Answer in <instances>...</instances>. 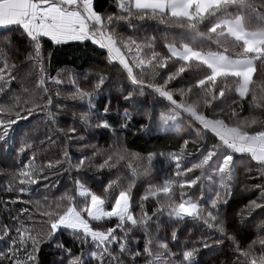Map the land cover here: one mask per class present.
I'll use <instances>...</instances> for the list:
<instances>
[{
	"label": "snow or ice",
	"instance_id": "1",
	"mask_svg": "<svg viewBox=\"0 0 264 264\" xmlns=\"http://www.w3.org/2000/svg\"><path fill=\"white\" fill-rule=\"evenodd\" d=\"M113 6L115 12L102 13L96 10L95 0H0V97H10L9 103H0V148L7 150L10 142L15 143L14 125L38 114H43L49 125H57L54 131L64 132L66 137L59 158L38 164L37 145L27 133L22 135L16 154L31 151L32 155L11 173L6 190L17 195L8 200L0 199V205L9 212L12 221L11 224L0 223L3 244L0 264H40L39 254L44 245L62 253L53 264H92V261L95 264H139L141 257L143 264H198L201 247L206 249L225 242L230 244L235 256L232 264H264V220L257 225L255 237L242 246L236 233L229 230L221 211L233 195L235 158L239 154L250 157L258 166L257 175H251V167L247 169L248 179L262 182L248 189L256 191L257 195L237 211L236 227L244 228L254 213L264 212V117H244L230 124L216 112L217 102L229 107L237 104L231 93L241 101L251 94L252 106L264 112V88L256 95L253 87L257 63L264 65V0H113ZM134 20H157L166 28L176 30L172 40L165 38L167 55L155 50V37L141 40L119 33L117 26L121 22L135 28ZM14 30L27 45L25 63L30 70L26 78L35 80L32 91L22 85L23 93L29 97L23 102L11 90L20 71L15 61L10 60L14 50L19 51L15 37L6 34ZM86 41L106 50L108 61L118 63L126 72L133 86L131 91L122 92L126 104L150 91L168 102L167 110L159 115L162 126L173 127L176 120L186 115L199 137L211 133L216 143L198 147L199 156L188 167L183 162L193 153L188 151L189 141L185 140L178 151L166 157L174 164L173 175L161 183H149L138 201L133 193L141 173L132 163L128 164L131 176L126 184L117 177L110 180L100 194L92 191L82 179L74 178L73 188L54 200L47 195L42 199H22L33 191L32 186L49 180L50 174L80 172L91 166L89 156H81L73 163L67 147L72 141H83L84 135L74 125L66 132L58 128V117L67 105L54 104L53 96L61 94L59 91L51 93L48 83L61 84L64 80L61 73L56 77L49 75L52 51L45 47L46 42L59 46ZM170 63L174 68L168 70ZM162 70L167 71L162 74ZM192 70L198 73L194 83L186 88L170 87L173 81ZM146 73H150L147 79ZM68 81L74 90L66 99L87 104V110L79 114L77 123L86 130L113 133V145L108 152L100 153L91 146L92 157L103 156L102 162L96 164L97 169L110 171L120 161L139 159L123 147L115 134L116 123L109 119L111 99L102 109H96L105 77L98 76L90 90L78 84L75 74L68 73ZM193 89L200 93L195 99L191 98ZM206 109H211L212 115L207 114ZM120 114L119 127L127 130L133 119L132 112L125 107ZM73 116L75 119V114ZM229 116L238 117V109L231 107ZM147 118L150 122L152 117ZM140 127L142 131L148 130V125ZM45 140L56 143L52 135L46 134ZM192 143L195 145L198 141ZM154 158L155 154H149V165ZM149 173L150 168H145L142 175ZM192 188L199 191L195 198V194L185 191ZM149 199L157 203L151 212L145 206ZM17 203L31 207H21L12 215L9 205ZM164 215L173 225L188 220L199 222L215 239L209 242V238H205L199 247L186 243L180 251H173L170 243H178L177 231L172 230L170 241L158 235ZM112 221L115 223H110ZM64 231L79 244L78 251L74 252L59 238ZM136 232L144 234L142 249L132 246L138 244Z\"/></svg>",
	"mask_w": 264,
	"mask_h": 264
},
{
	"label": "trees",
	"instance_id": "2",
	"mask_svg": "<svg viewBox=\"0 0 264 264\" xmlns=\"http://www.w3.org/2000/svg\"><path fill=\"white\" fill-rule=\"evenodd\" d=\"M96 10L99 12H115L116 9L113 6V0H95ZM135 28L129 27L128 24L121 22L117 28L120 34L123 36H133L136 39H145L155 37L154 46L155 50L163 55H167V50L164 44L167 40L174 38L176 30L166 28L157 20H145V21H133ZM252 26H256V22H252ZM8 36L15 37V30L13 32L6 33ZM46 49L52 51L51 63L48 66V73L51 77H56L57 73H61L64 80L61 84H55L51 81L48 83V87L51 93L57 91L60 92V97L53 96L54 104L67 105L65 110L58 117V128L64 129L65 132L70 126L77 127L80 134L84 135L83 141L75 140L67 145L73 163L78 161L81 156H89L91 159L89 163L90 167L82 169L80 172L75 171H62L59 175L50 174L49 180H41L40 184L32 186L33 191L30 194L23 195L22 199H42L44 195H47L50 199H55L73 188V179L80 178L86 185L97 194H100L104 190V186L117 177H120L121 182L126 184L131 176V170L128 168V164L132 163L139 173H141L136 188L134 189V199L139 200L140 196L144 193L149 183L158 184L166 177H171L174 172V164L167 159V155L171 152L179 150L180 146L185 140L189 141L188 151L193 155L186 159L183 163L184 166L190 167L191 164L198 158V147H204L212 143H216V139L211 133L204 134L202 137L197 135L195 128L189 122L188 117L178 119L180 127L178 130L172 129L169 131H163L160 124L159 115L167 110L168 102L156 97L150 91L144 96H137L134 102L125 103L122 98V92L132 90V85L127 78L126 72L116 62H109L107 59L106 50L100 49L99 46L92 44L90 41L86 42H69L68 44L53 46L50 42H46ZM27 45L25 44V56ZM174 68V64L170 63L169 69ZM164 71L162 70V74ZM68 73L75 74L78 84L85 88L91 89L98 76L105 77V83L101 89L100 95L96 99V109L99 111L102 109L106 101L111 99V111L109 113V119L116 123V135L119 136L120 143L123 147L132 154H136L139 159L131 160L126 159L120 161L117 167L109 170H98L96 164L102 162L103 156L98 155L92 157L94 145L100 153H105L110 150L113 145V133L109 130H93L85 129L79 123V114L87 110V104L81 101H73L66 99L68 93L74 90L72 84L68 81ZM202 75V73H199ZM150 73L145 74V78H149ZM198 73L196 70L186 72L181 78L173 81L170 87L174 88H186L194 83ZM27 77V76H26ZM255 84V94H261V88H264V65L257 63V72L253 77ZM89 81L91 83H89ZM23 87L32 91L35 87L34 78H25L24 82L17 84L14 81L11 84V90L14 95H19L21 102L29 99L27 95L23 93ZM200 93L196 89H193L191 98L195 99ZM232 99L237 100V104L231 105L236 107L239 111L238 117H230L229 113L231 107L226 104L217 102L216 112L219 113L220 118L225 119L230 124H236L240 122L244 117L258 116L264 117V112L259 108H254L251 104V94L245 100H239L234 93L230 94ZM10 97L4 95L0 97V103H9ZM231 101H229V104ZM127 107L132 112L133 119L129 124L127 130L119 127V121L121 120L120 110ZM221 108L223 111L221 112ZM207 114L212 115L211 109L205 110ZM73 114H75V119ZM148 115H151V121L148 120ZM141 125H148L147 131L141 130ZM57 125H49L46 117L43 114L30 117L28 120L20 121L17 125H14V139L15 143H11V146L5 150L0 148V199L8 200L10 197H15L16 193L7 192L6 188L9 180L11 179V173L17 170L21 164L27 162L32 155L31 151L25 152L22 155L16 154V149L20 147V140L23 134L27 133L33 138L34 143L37 145L35 149L37 156V163L43 164L49 160H56L60 157L61 151L65 146V133L54 131ZM255 130V129H252ZM46 134L52 135L56 139L55 144L48 143L45 140ZM41 141H45L43 145ZM192 141H198L197 144H193ZM84 145H89L84 147ZM164 155L161 156L160 154ZM149 154H155V158L149 165L147 157ZM236 179L233 185V195L231 196L229 203L222 206V218H225L229 225V230L235 232L240 239L241 245H246L256 235L257 225L264 220V212L254 213L253 218L246 222L244 228H237L238 223L236 219L237 211L243 207L252 198L257 195L256 191H249L248 189L257 183L262 181L258 179H248L249 173L247 169L251 167L253 172L251 175H257V165L254 161H251L248 156L236 155ZM145 168H150L148 175H142ZM55 171V170H53ZM196 174H199L198 172ZM193 174H189L191 176ZM44 185H49L48 188ZM52 185H55L54 187ZM205 189L207 190L208 184L205 183ZM189 195H199L197 188L186 189ZM211 193L209 192L208 195ZM145 206L149 212H151L156 206V200L149 199L145 202ZM12 209V215L16 213L21 207H31L30 205H24L17 203L15 205H9ZM136 212L139 209L136 208ZM162 227L158 233L159 237L167 240H171V232L173 229L177 231L178 243H170V247L173 251H180L184 244L192 246L195 244L200 246V242L209 238L215 239V236H211L210 230L199 222L188 220L187 222H180L178 224H170L166 215L161 217ZM0 223L11 224L9 212L0 205ZM110 223H115L112 221ZM155 234V229H153ZM138 244L134 243L133 248H143L144 234L142 232L135 233ZM59 238L65 242L67 247L72 248L73 251L79 250V244L74 240L68 231H64L59 235ZM0 246H3L0 242ZM88 248L85 246V251ZM62 253L58 252L55 247L44 245L39 254L40 264H53V261L59 260ZM143 257L139 258V264H143ZM235 256L231 250L230 244L225 242L223 245H213L209 248H200L197 261L198 264H232ZM95 264V261H92Z\"/></svg>",
	"mask_w": 264,
	"mask_h": 264
},
{
	"label": "rangeland",
	"instance_id": "3",
	"mask_svg": "<svg viewBox=\"0 0 264 264\" xmlns=\"http://www.w3.org/2000/svg\"><path fill=\"white\" fill-rule=\"evenodd\" d=\"M16 39H17V37H16ZM19 43H21V42H18V43H17L18 46H20ZM22 45L24 46V43L21 44V46H22ZM18 49H19L18 52H16V51L13 52L12 57H11V60H13V61H16V60H17L16 62H17V65H18L20 71H19V73H18V80L16 81V83H17V84H21V83L24 82V80H25V78H26V76H27V73H28L29 70H30V66L27 65L26 63L22 64V63H23V60H22V62H21V60L18 58V56L20 55L21 50H20V48H18ZM21 53H22V52H21ZM22 58H23V57H22ZM24 62H25V50H24ZM161 127H162V132H163V131H169V130H172V129H176V130H178L179 127H180V124H179V121L176 120V121L174 122V126H173V127L167 128V127H164V126H162V125H161Z\"/></svg>",
	"mask_w": 264,
	"mask_h": 264
},
{
	"label": "crops",
	"instance_id": "4",
	"mask_svg": "<svg viewBox=\"0 0 264 264\" xmlns=\"http://www.w3.org/2000/svg\"><path fill=\"white\" fill-rule=\"evenodd\" d=\"M16 37H17V39H16ZM18 42H21V43H19L20 44V46H18L17 45V43ZM14 43L16 44V46L18 47V48H20V50H21V52H20V55L18 56V58L21 60V62H22V60H23V63L22 64H24L25 62H24V50H25V42L19 37V32L18 31H16L15 30V40H14ZM24 43V46L22 45L21 46V44H23ZM98 46V45H97ZM15 51V50H14ZM11 57H12V55L10 56V60H11ZM23 57V58H22ZM17 61V60H16ZM15 61V63L17 64V62Z\"/></svg>",
	"mask_w": 264,
	"mask_h": 264
}]
</instances>
